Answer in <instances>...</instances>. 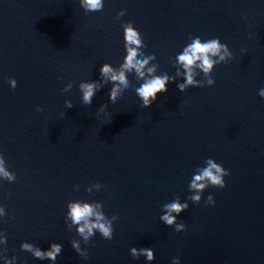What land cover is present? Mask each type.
<instances>
[{
  "label": "water",
  "instance_id": "water-1",
  "mask_svg": "<svg viewBox=\"0 0 264 264\" xmlns=\"http://www.w3.org/2000/svg\"><path fill=\"white\" fill-rule=\"evenodd\" d=\"M103 3L87 12L80 0H0V155L16 175L0 176V264H53L21 245L47 250L54 242L63 245L55 264H264V0ZM129 21L145 39L141 51L155 55L145 77L175 82L144 108L133 70L115 104L108 83L84 105L79 84L102 79L104 63H122ZM196 36L218 38L235 58L216 66L214 86L180 92L176 57ZM209 158L230 175L195 204L189 184ZM177 197L189 205L177 217L181 232L160 219ZM77 201L118 216L112 240L97 232L85 241L67 215ZM133 247L152 249L155 261L134 258Z\"/></svg>",
  "mask_w": 264,
  "mask_h": 264
},
{
  "label": "clouds",
  "instance_id": "clouds-1",
  "mask_svg": "<svg viewBox=\"0 0 264 264\" xmlns=\"http://www.w3.org/2000/svg\"><path fill=\"white\" fill-rule=\"evenodd\" d=\"M81 7L87 12L101 11L103 9V0H80ZM126 9H122L117 18L125 15ZM124 29V48L126 55L123 57L122 63L119 66H113L110 63H104L100 69L99 80L81 81L79 89L82 93V103L90 106L96 93L101 90L105 84L111 83L112 87L109 93V100L115 104L117 97L121 94L123 86L124 89L129 87L128 73H132L135 70L137 76L143 80V83L135 88V92L142 101V107L149 108L157 100L159 93L167 92V85L170 82H175V77L165 75H150L145 77V66L149 63V60L155 59V55H146L144 49L146 42L139 30L133 26L132 22H125L123 24ZM141 57H143L141 59ZM234 54L229 51L227 44L222 43L218 38L203 40L199 36L192 39L191 43L187 44L183 51L176 57L179 64L184 70V83L177 84L180 92H187L190 88L214 86L216 81L213 79V72L217 65L226 64L233 60ZM195 69H199L204 73L205 80L194 79ZM154 68H148V73L154 72ZM10 86L15 89L17 81L15 78H8ZM73 87V83L69 82L67 87L63 89L64 92L69 91ZM261 97H264V89L259 92ZM65 106L71 109L74 105L71 100H65ZM107 104H102L98 109V112H103ZM37 111H43L39 106ZM206 166L199 167L193 174L189 184V189L194 191V194L189 197L195 204H199L202 199L201 193L206 188L217 187L225 188V177L230 173L214 159H207L205 161ZM0 176L9 182L16 180L14 172L9 171L5 167V161L3 155H0ZM206 204H215V200L212 196L207 198ZM70 211L67 215L71 218L73 224L78 225V232L84 237L85 241H88L89 237L94 236L97 232L106 240H112L114 238V227L111 220H118V216H112L109 220L103 211H98L101 206L95 203H82L77 201L68 205ZM189 209L187 203H181L177 197L174 201L163 205L164 214L160 217L161 221L169 227L175 225V230L181 232L185 229V224L177 223V217L184 211ZM175 213V215H173ZM0 215H5L4 209L0 208ZM75 251L83 258L88 257V252L81 250L79 244L75 241L71 242ZM22 250L31 252L33 256L40 260H51L53 264L57 260L59 254H61L63 245L61 243L54 242L50 245V248L43 250L39 247H34L29 243H22ZM131 255L139 259L141 256L145 257L147 261H155V252L150 248H136L131 249ZM5 264H12V261H7ZM173 264H180L178 258H174Z\"/></svg>",
  "mask_w": 264,
  "mask_h": 264
}]
</instances>
